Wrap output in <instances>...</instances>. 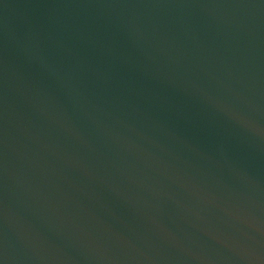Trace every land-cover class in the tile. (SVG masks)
<instances>
[{
    "label": "water",
    "instance_id": "water-1",
    "mask_svg": "<svg viewBox=\"0 0 264 264\" xmlns=\"http://www.w3.org/2000/svg\"><path fill=\"white\" fill-rule=\"evenodd\" d=\"M0 264H264V0H0Z\"/></svg>",
    "mask_w": 264,
    "mask_h": 264
}]
</instances>
